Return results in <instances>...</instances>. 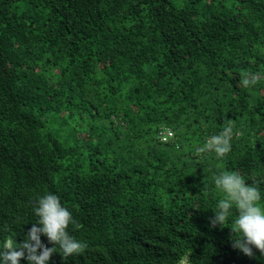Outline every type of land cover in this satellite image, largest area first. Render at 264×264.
<instances>
[{"label": "trees", "instance_id": "trees-1", "mask_svg": "<svg viewBox=\"0 0 264 264\" xmlns=\"http://www.w3.org/2000/svg\"><path fill=\"white\" fill-rule=\"evenodd\" d=\"M0 264H264V0H0Z\"/></svg>", "mask_w": 264, "mask_h": 264}, {"label": "built area", "instance_id": "built-area-1", "mask_svg": "<svg viewBox=\"0 0 264 264\" xmlns=\"http://www.w3.org/2000/svg\"><path fill=\"white\" fill-rule=\"evenodd\" d=\"M161 135V141L166 142L168 141L170 138H172L173 133L171 130L169 129H164L160 132Z\"/></svg>", "mask_w": 264, "mask_h": 264}]
</instances>
